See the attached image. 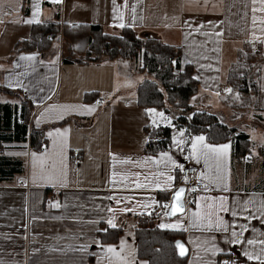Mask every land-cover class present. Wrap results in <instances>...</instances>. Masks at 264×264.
<instances>
[{"label": "crops", "instance_id": "0c3cea01", "mask_svg": "<svg viewBox=\"0 0 264 264\" xmlns=\"http://www.w3.org/2000/svg\"><path fill=\"white\" fill-rule=\"evenodd\" d=\"M36 4L40 12L34 17ZM260 7L259 0L255 4L253 0H115V4L113 0H29L25 12L23 0H0V87L20 91L33 105L25 138L0 144V156L19 164L12 176L0 181V264H149L138 255L136 239L143 215L155 216V225L162 229L184 233L186 264H220L224 254L233 257V264H260L243 253L255 255L262 247L247 244L248 239L264 240V216L258 211L264 202V62L259 108L237 113L241 129L249 133L253 145V159L247 162L245 156L236 159L234 141L215 143L204 134L189 135L183 127L175 126L170 112L141 106L137 91L145 79L141 59L66 62L69 51L62 29L51 52H27L17 47L20 40L31 37L37 21L100 25L109 34L131 27L140 35H154L181 49L182 69L187 64L194 67L199 89L192 103L231 124L232 106L242 100L228 81L238 50L249 42L260 45L264 55V12ZM29 20L32 22L27 23ZM21 104L20 96L0 91V105L11 107L12 125L19 118ZM248 111L250 119L244 123L242 117ZM161 112L163 117L158 115ZM147 126L172 128L168 149L147 151ZM33 128H44L46 144L39 150L31 145ZM4 131L13 137V126ZM198 135H203L207 144H229L219 173L227 191L223 184L217 187L211 182L217 175L214 161L206 164L203 158L197 162L190 156L192 138ZM173 137L185 143L177 148ZM75 149L79 150L78 163L72 161ZM161 152H168L178 164L188 161L199 167L193 177L202 182L196 203L186 205L185 211L174 217L166 214L169 208L163 205L171 204L180 183L176 167L156 163L163 159ZM168 175L174 176L170 183ZM136 182L148 186L137 188ZM221 196L228 198L229 208L237 201L242 208L251 201L246 210L238 209L236 217L231 211L218 212L229 225L228 232L207 227L205 215L213 201L200 199ZM51 202H58L59 207ZM197 212L199 215H194ZM242 224L247 225L243 242L230 243L233 228L239 234ZM111 228L121 229L115 242L102 239ZM109 246L114 251H109Z\"/></svg>", "mask_w": 264, "mask_h": 264}, {"label": "trees", "instance_id": "16d2710c", "mask_svg": "<svg viewBox=\"0 0 264 264\" xmlns=\"http://www.w3.org/2000/svg\"><path fill=\"white\" fill-rule=\"evenodd\" d=\"M29 0H23L25 12ZM63 33V41L69 54L66 62H90L102 59L142 60L140 67L145 79L137 88L139 104L145 108L155 107L174 116V124L183 127L189 135L204 134L210 142H235L234 154L238 161L252 151L249 133L241 129L242 122L237 120L240 109H258L260 103V72L264 55L260 45L246 43L238 50L236 62L229 71V83L232 91L238 93L243 103L233 104V123L224 122L219 114L192 103V97L199 89L194 77V67L187 64L182 69V53L177 46L166 44L154 35H140L131 27H124L120 34L105 33L100 25L38 22L33 25L29 39L20 40L17 47L27 52H51ZM53 33L50 38L49 34ZM0 91L22 98L19 118L12 125V110L8 105H0V144L3 141L21 140L27 134V127L33 111L32 103L21 95L20 91L9 87H0ZM19 119L22 122H19ZM13 126V137L4 130ZM170 126L148 127L149 141L147 151L156 153L168 149L171 141ZM46 144L44 128H33L31 145L39 150ZM19 164L12 163L0 156V181L12 176ZM120 228H111L103 233L105 241H117ZM138 255L147 259L149 264H186L188 253L179 255L177 241H181L188 250L184 233L180 230L162 229L155 225V216H140L136 229Z\"/></svg>", "mask_w": 264, "mask_h": 264}, {"label": "snow or ice", "instance_id": "6c2138e0", "mask_svg": "<svg viewBox=\"0 0 264 264\" xmlns=\"http://www.w3.org/2000/svg\"><path fill=\"white\" fill-rule=\"evenodd\" d=\"M53 3L59 2V0H52ZM113 3L115 4V0H113ZM253 3H256V0H253ZM259 3L261 5V7L259 8L260 12H264V0H259ZM126 6V5H125ZM34 13L33 16L36 17L39 12H40V5L36 4L34 6ZM115 11V8H114ZM252 11L255 13L257 11L256 8H253ZM121 21L123 20V16L121 15L120 17ZM256 16H253V25L256 24ZM27 23H31L32 21H26ZM39 22V21H37ZM262 23H264V21H262ZM120 27H124V24L121 22L120 23ZM202 27V25L200 26ZM253 35H255V33H253ZM22 59H24L25 57H21ZM27 59H32V57H27ZM227 91H231V89H228ZM93 109L89 108V111H92ZM149 112H155V109H149ZM159 116L163 117L164 113H158ZM167 119V118H165ZM55 131L57 133H60V129H55ZM49 137L52 136V132L48 133ZM184 133L183 131L180 132V136L183 137ZM205 141V137L203 135H198L192 138V142H191V153L190 156L195 158L197 162L200 161L201 158L204 159L205 163L208 164V162L210 160L214 161L216 163V169H217V175L215 177L211 178V182L213 184H215L217 187H220L221 184H223L224 186V190L227 191L228 190V186L227 183L224 181V179L219 175L220 173V166H221V162L223 160L226 159L227 154H228V149H229V144H219V145H214V144H207L204 143ZM173 143L175 145V147L180 148L181 145H183L185 143V141L181 138V139H177L176 137H173ZM33 156L35 157L36 154L33 153ZM160 157L163 159L160 160H156L157 164L160 163H164L166 166L167 164H171L176 168L179 169H183V165L182 164H178L173 158L172 156L168 153V152H161L160 153ZM147 159H155V158H147ZM116 174L113 173V176H115ZM160 175H164V173H160ZM201 175L203 176L204 174L201 173ZM33 179H36V176H33ZM49 179H52V177H49ZM145 179L147 180L148 177H145ZM185 181H187V176L184 177ZM174 180V176L172 175H168L167 176V182L170 183L171 181ZM135 186L137 188H143V187H147V184H142L140 182H136ZM157 188L161 187L160 183L157 181L156 185ZM205 190L208 189V185L205 184L204 185ZM186 189L184 187H180L178 188L174 193H173V202L171 205L169 204H164L163 207L165 208H169L170 207V212L166 213L168 215H173L176 212H183L184 211V202L181 199L182 196L184 195ZM193 191H195V189H193ZM200 199H210L213 201L212 204H209L208 207L211 209L208 213H206L205 215V219L207 221V227L209 229H212L213 227H215L218 230H222L224 232H228L229 230V225L227 224V222H225L223 220V218L221 216L218 215V212H228L231 211V214L233 217H236L238 215H240V211H238V209L240 210H246L247 209V205L251 203V201H246L243 208L241 206V204L237 201L233 207L229 208V206L227 205V197L221 196L219 198H215V197H200ZM218 200V205L216 203V201ZM120 201H117V203H119ZM53 207H59V203L58 202H51ZM199 204H197V208L199 209ZM258 211L260 212L261 216H264V202H261ZM194 215H199V212L194 213ZM249 217H246V219H248ZM108 223L112 226L115 227L116 225L112 222V220H109ZM161 227H167V225H160ZM240 228L242 229L241 232L238 234L235 230V228H233L232 232H231V238L229 239L230 243L233 244H237V243H242V237H243V232L247 230V225H240ZM259 243L260 245H262L260 252L258 254H252L248 251H245L243 253L244 256L247 257L248 260H258L260 262V264H264V240H254V239H248L247 240V244L249 245H254ZM177 247L181 249V255H183V245L180 244L179 242H177ZM109 251H114V249L109 246L108 248ZM216 251H223L222 249H215ZM224 264H229L228 261H225Z\"/></svg>", "mask_w": 264, "mask_h": 264}, {"label": "built area", "instance_id": "2783aa9c", "mask_svg": "<svg viewBox=\"0 0 264 264\" xmlns=\"http://www.w3.org/2000/svg\"><path fill=\"white\" fill-rule=\"evenodd\" d=\"M53 33L49 34V37H53ZM102 100V99H101ZM0 151L2 149L0 148ZM253 159V153L249 152L245 155V160L247 162L251 161ZM80 160L79 158V150L75 149L73 151L72 155V161L74 163H78ZM184 167L183 169L177 168V174H178V180L180 185L186 186V195H185V203L186 205H194L196 203V193L199 189V187L202 185V182L200 180H194V175L197 174L199 171V167L197 165L191 164L188 161H183L181 163ZM187 176V181H185L184 177ZM195 189V191H193ZM225 261H228L229 264H233L234 260L233 257L230 254H224L222 259L220 260V264H224Z\"/></svg>", "mask_w": 264, "mask_h": 264}, {"label": "water", "instance_id": "95a60500", "mask_svg": "<svg viewBox=\"0 0 264 264\" xmlns=\"http://www.w3.org/2000/svg\"><path fill=\"white\" fill-rule=\"evenodd\" d=\"M146 36H147V35H146ZM180 187H184V188L186 189V186H185V185H179V186L177 187V189L180 188ZM177 189H176V190H177ZM176 190H175V191H176ZM175 191H174V192H175ZM185 195H186V191H185L184 195H183L182 198H181V199L183 200V202H184V211H185V209H186ZM172 202H173V196H172ZM172 202H171V204H172ZM171 204H170V205H171ZM170 210H171V209H170V207H169L168 212H170ZM184 211H183V212H184ZM183 212H176L175 214H173V215H169V216H170V217H174V216H177V215L182 214ZM177 242H179L180 244L183 245V253H184L183 255L187 254V253H188V250H187V248L184 246V244H183L181 241H177ZM176 245H177V243H176ZM177 249H178V253H179V255H181V249L178 248V247H177ZM183 255H182V256H183Z\"/></svg>", "mask_w": 264, "mask_h": 264}, {"label": "rangeland", "instance_id": "374dc122", "mask_svg": "<svg viewBox=\"0 0 264 264\" xmlns=\"http://www.w3.org/2000/svg\"><path fill=\"white\" fill-rule=\"evenodd\" d=\"M243 102H244L243 100L240 101V103H243ZM250 107H252L251 104H250ZM157 111H162V109L157 108ZM248 114H250L249 111L246 113V116L242 117V120L244 121V123H245V120L250 119V117H249ZM253 117H254V116H252V118H253ZM224 120H226L225 117H224ZM150 127H151V126H150Z\"/></svg>", "mask_w": 264, "mask_h": 264}]
</instances>
